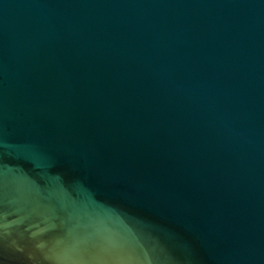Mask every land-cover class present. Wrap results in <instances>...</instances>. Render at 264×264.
I'll return each mask as SVG.
<instances>
[{
  "label": "water",
  "instance_id": "1",
  "mask_svg": "<svg viewBox=\"0 0 264 264\" xmlns=\"http://www.w3.org/2000/svg\"><path fill=\"white\" fill-rule=\"evenodd\" d=\"M0 264H264V0H0Z\"/></svg>",
  "mask_w": 264,
  "mask_h": 264
}]
</instances>
